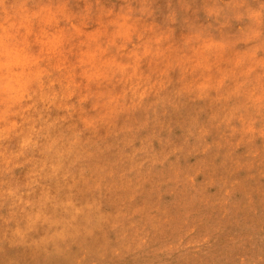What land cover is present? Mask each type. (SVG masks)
Listing matches in <instances>:
<instances>
[{
	"label": "rangeland",
	"instance_id": "1",
	"mask_svg": "<svg viewBox=\"0 0 264 264\" xmlns=\"http://www.w3.org/2000/svg\"><path fill=\"white\" fill-rule=\"evenodd\" d=\"M0 264H264V0H0Z\"/></svg>",
	"mask_w": 264,
	"mask_h": 264
}]
</instances>
